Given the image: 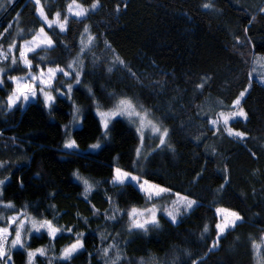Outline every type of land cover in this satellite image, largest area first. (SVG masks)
I'll use <instances>...</instances> for the list:
<instances>
[{
	"label": "trees",
	"instance_id": "obj_1",
	"mask_svg": "<svg viewBox=\"0 0 264 264\" xmlns=\"http://www.w3.org/2000/svg\"><path fill=\"white\" fill-rule=\"evenodd\" d=\"M73 4L86 16L69 14ZM4 7L0 47L11 44L17 17L19 42L43 29L52 43L27 56L31 70L62 72L50 108L40 101L0 107V211L58 230L53 239L31 235L0 264H257L264 87L251 71L264 56V0H13ZM28 70L17 63L3 76L0 102L12 91L10 77ZM74 76L79 82L68 90ZM123 96L168 132L167 144L144 159L136 157L131 126L117 118L103 130L95 115ZM237 100L245 119L217 121ZM73 106L79 126L67 135ZM69 139L75 150L63 147ZM115 168L196 205L176 222L161 214L148 229L130 228L128 211L149 201L132 184L114 183ZM219 208L240 218L221 235ZM77 241L81 250L69 261L54 260ZM39 248L43 255L29 263L26 250Z\"/></svg>",
	"mask_w": 264,
	"mask_h": 264
},
{
	"label": "rangeland",
	"instance_id": "obj_2",
	"mask_svg": "<svg viewBox=\"0 0 264 264\" xmlns=\"http://www.w3.org/2000/svg\"><path fill=\"white\" fill-rule=\"evenodd\" d=\"M11 1L13 0H0V15L6 9L4 6ZM95 6L96 5H92L89 8H94ZM68 13L83 18L86 16L87 10L78 4H73V6L69 8ZM7 17L8 12L1 16L0 24H2L4 18ZM15 23L19 28L17 29L16 27L17 31H15L7 51L0 47V84H3V76L7 75L17 63L23 67H28L29 70L24 75L10 77L12 91L5 101L1 100L0 107L11 110L17 106L24 108L29 103L40 101L44 106L50 108L54 102L52 90L54 89V91H56V79L62 70L59 67L31 70L33 67L27 56L41 48L47 49L51 47L52 43L43 29L35 32L27 41L19 42V38L24 36L25 33L23 29L20 28L21 26L18 24L17 17ZM256 60L254 71H251V77L264 87V56ZM73 65L74 60H72L69 66L71 72H74ZM78 82L79 78L74 76V80L71 82L68 90ZM58 94L61 96V93ZM238 103L239 101L237 100L234 104L235 109L232 112L222 114L217 121L223 124H229L235 120L245 119V112L241 106H238ZM95 115L100 120L103 130L106 129L111 120L121 118L136 131L139 137V146L136 153L138 159L146 158L158 147L168 142L167 130L160 122H157L153 118L148 110L129 97L123 96L117 98L115 104L108 110L96 109ZM79 117V109L73 106L71 120L66 126L67 135L73 128L79 126ZM63 147L66 150L76 149L74 143L70 139L63 144ZM98 148L99 147H96V144H94L90 147V150H97ZM82 183L86 189H89L90 186L86 182L84 183L82 181ZM114 183L132 184L140 192L144 193L149 201L143 207L132 208L128 211L129 227L136 230H144L156 225L158 217L161 214L165 215L172 222H176L178 216L182 215L184 212H189L196 205L195 201L182 195L174 194L173 196H166L168 191L165 188L149 183L131 173L119 170L118 168H115L114 171ZM216 216L218 219L216 229L220 235L232 229L240 222L239 216L229 210L219 208L216 210ZM39 233H46L48 237L53 239L58 234V230L53 227L50 222L45 220L31 219L20 213L5 216L0 211V259L4 258L7 251L24 249L29 237ZM81 247V242L77 241L62 249L54 260L58 259L62 262L69 261L81 250ZM26 251L29 263L32 262L35 255H43L44 253V249L41 248ZM257 261L264 263V239L257 255ZM10 262L11 260L9 259L6 264Z\"/></svg>",
	"mask_w": 264,
	"mask_h": 264
},
{
	"label": "water",
	"instance_id": "obj_3",
	"mask_svg": "<svg viewBox=\"0 0 264 264\" xmlns=\"http://www.w3.org/2000/svg\"><path fill=\"white\" fill-rule=\"evenodd\" d=\"M263 239H264V236H263Z\"/></svg>",
	"mask_w": 264,
	"mask_h": 264
},
{
	"label": "bare ground",
	"instance_id": "obj_4",
	"mask_svg": "<svg viewBox=\"0 0 264 264\" xmlns=\"http://www.w3.org/2000/svg\"><path fill=\"white\" fill-rule=\"evenodd\" d=\"M239 104V103H238Z\"/></svg>",
	"mask_w": 264,
	"mask_h": 264
}]
</instances>
